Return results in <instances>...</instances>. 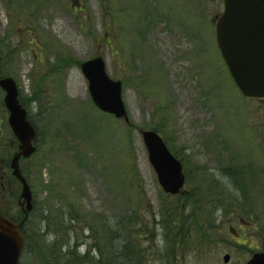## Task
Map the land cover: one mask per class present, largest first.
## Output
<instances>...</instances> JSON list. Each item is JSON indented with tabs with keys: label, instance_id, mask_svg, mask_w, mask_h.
Listing matches in <instances>:
<instances>
[{
	"label": "rangeland",
	"instance_id": "obj_1",
	"mask_svg": "<svg viewBox=\"0 0 264 264\" xmlns=\"http://www.w3.org/2000/svg\"><path fill=\"white\" fill-rule=\"evenodd\" d=\"M222 11L223 0H0V44L7 39L0 71L15 77L40 134L38 152L23 167L38 203L32 231L45 209L68 220L75 208L85 220L68 221L65 236L72 243L79 237L87 252V239L94 243L87 214L106 225L132 216L141 224L143 257L163 251L168 234L157 214L174 199L159 186L139 129L162 130L190 173L264 163V101L244 98L228 73L211 23ZM96 56L122 81L129 125L91 101L77 64ZM252 185L251 219L264 233V191ZM236 210H221L218 222L227 228ZM218 241L196 255L180 250L181 264H223L226 253L230 264L246 263L247 246L223 235ZM23 264L36 263L25 253Z\"/></svg>",
	"mask_w": 264,
	"mask_h": 264
},
{
	"label": "water",
	"instance_id": "obj_2",
	"mask_svg": "<svg viewBox=\"0 0 264 264\" xmlns=\"http://www.w3.org/2000/svg\"><path fill=\"white\" fill-rule=\"evenodd\" d=\"M222 13L215 15L217 47L235 85L248 98L264 99V0H223ZM80 70L88 82L94 106L116 119L129 122L122 98V82L112 79L102 56L85 60ZM6 92L5 105L10 113L9 123L20 142L13 157V175L22 183L20 198L32 208L31 190L19 168V159L29 157L35 150V130L26 118V111L18 101L17 87L11 77L0 79ZM148 160L163 191L179 194L184 185L180 161L170 152L154 130L139 129ZM23 237L17 226L0 215V264H18ZM229 262V255L223 257ZM247 264H264V252L256 253Z\"/></svg>",
	"mask_w": 264,
	"mask_h": 264
},
{
	"label": "flooded vegetation",
	"instance_id": "obj_3",
	"mask_svg": "<svg viewBox=\"0 0 264 264\" xmlns=\"http://www.w3.org/2000/svg\"><path fill=\"white\" fill-rule=\"evenodd\" d=\"M27 34L29 35V33ZM6 41L7 39L4 38L5 44ZM27 42L28 46L33 44V40ZM5 44H0V47L5 46ZM34 46L39 47L40 45H37L35 42ZM8 77L14 80L17 87L18 101L21 107L26 111V118L35 130V138L33 139L35 151L30 157H21L19 159L20 171L27 177V173L23 167L27 160L38 152L41 144L40 134L38 126L33 120V115L28 111L26 102L21 97L20 88L15 77L0 71V79ZM5 95L6 92L0 87V215L12 221L23 237L18 263L23 264V257L26 250V235L31 229L28 221L29 219L32 220L38 203L35 199L36 192L30 183L32 208L28 210L27 201L20 198L22 183L13 175V169L11 167L13 157L19 152L20 142L9 123L10 113L5 105ZM260 164L252 159L248 162H241L239 166L233 164V166L224 167L218 174H211L206 171V179H210L211 182V186L209 187L199 186V184H203L204 180H200L203 174L199 173L198 167H195L193 172L190 173V169L184 161L183 170L185 183L184 192L181 194V198L185 202L184 205L182 204L183 207L181 210V212H183L181 224L184 226V229H186V215L191 210L188 201L192 198V193L197 194L206 191L212 194V203L208 206V209H206L208 218L206 225H211V229L214 228L212 232L215 233L214 237H211V239L218 241L220 240V235L229 237L234 240L236 244L247 246L250 257L257 251H264L262 248V244L264 243L263 230L260 228L258 229L255 222H252V214L256 212L253 211L252 214L250 212L253 205L250 202V196L253 192H250L249 185L253 182V188L258 186L264 191V163ZM197 180H199V182ZM260 193L263 194L262 192ZM14 199H16L15 203L13 202ZM228 207H233L234 210H238L231 214V223H229L226 228L222 223L218 222V217L219 212L221 210L225 211ZM223 214H221L220 218ZM245 214H249L250 216H246ZM206 237L200 235L197 236L196 239L206 240L208 238ZM246 243L252 245L248 246ZM170 253V251L155 250L147 252L142 264H172L170 262ZM181 262L182 258L180 253V258H176L174 264H181Z\"/></svg>",
	"mask_w": 264,
	"mask_h": 264
},
{
	"label": "trees",
	"instance_id": "obj_4",
	"mask_svg": "<svg viewBox=\"0 0 264 264\" xmlns=\"http://www.w3.org/2000/svg\"><path fill=\"white\" fill-rule=\"evenodd\" d=\"M79 65V62L78 64ZM152 129L159 134H163L157 126H152ZM164 138V137H163ZM170 151L182 161L183 154L180 150L173 149L164 138ZM204 177L205 174H204ZM204 186H211L210 179H206ZM165 197L169 198L165 195ZM212 194L206 191L194 194L188 201L191 208L186 215L187 221L185 223L186 229L182 226L181 219L183 217L182 204L184 201L181 196H177L172 202L162 201L158 216L162 227L165 228V247L161 250L170 251V262L174 264L176 258H180V250L191 251L193 254L204 252L207 248L217 242L206 236V221L208 206L212 203ZM166 200V199H165ZM76 212V209H73ZM69 210V218L61 212L56 216L55 212H50V208L45 209L38 220V230L30 229L26 235L25 253L33 257L36 264H142L144 257L142 251L145 248L140 245L139 238L141 237L139 220L133 219L132 216L128 219L118 220L114 225L109 222L107 225L105 221L91 217L87 214V238L93 239L94 243L90 244L87 239V252H80L79 244L72 243L70 238L65 236L70 235V228L64 225L70 221L82 222L85 220L84 215L73 213ZM80 213V212H78ZM133 214V213H132ZM135 215V214H134ZM135 218V216H134ZM31 219H29L30 223ZM99 222L97 224L96 222ZM107 226V231L102 229ZM210 227L211 225L208 224ZM214 229V228H213ZM54 234V240L48 241L45 233ZM205 236L207 239L197 240V236ZM67 238V239H66ZM155 242V237L150 239ZM118 243L119 246H118ZM90 244V245H89ZM177 254L175 255L174 253ZM177 256V257H176Z\"/></svg>",
	"mask_w": 264,
	"mask_h": 264
}]
</instances>
